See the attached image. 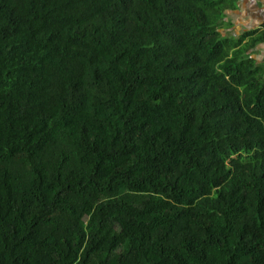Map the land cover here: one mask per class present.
I'll list each match as a JSON object with an SVG mask.
<instances>
[{
  "label": "trees",
  "instance_id": "1",
  "mask_svg": "<svg viewBox=\"0 0 264 264\" xmlns=\"http://www.w3.org/2000/svg\"><path fill=\"white\" fill-rule=\"evenodd\" d=\"M225 2L0 0V264H264V34Z\"/></svg>",
  "mask_w": 264,
  "mask_h": 264
},
{
  "label": "crops",
  "instance_id": "2",
  "mask_svg": "<svg viewBox=\"0 0 264 264\" xmlns=\"http://www.w3.org/2000/svg\"><path fill=\"white\" fill-rule=\"evenodd\" d=\"M220 21L219 32L224 39L238 43L248 33L264 34V0H226ZM253 38H247L243 45L250 44ZM257 65H264V43L246 53Z\"/></svg>",
  "mask_w": 264,
  "mask_h": 264
}]
</instances>
